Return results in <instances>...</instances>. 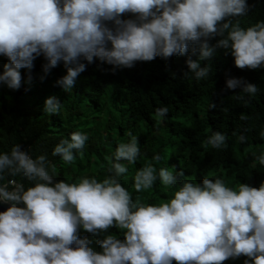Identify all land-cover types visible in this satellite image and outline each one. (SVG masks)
Instances as JSON below:
<instances>
[{"label":"clouds","instance_id":"9594fccd","mask_svg":"<svg viewBox=\"0 0 264 264\" xmlns=\"http://www.w3.org/2000/svg\"><path fill=\"white\" fill-rule=\"evenodd\" d=\"M251 7L247 0H0V55L8 60L0 84L19 89L21 68L28 70L25 82L30 83L33 61L43 55L47 63L40 80L62 61L66 74L55 84L69 91L86 68L82 60L92 63L95 57L132 67L136 61L183 55L196 43L200 59L223 48L230 50L236 67L261 68L264 20L245 28L226 19L243 16ZM125 12L136 14L135 19ZM213 36L220 38L210 45ZM186 63L197 81L208 76L209 68L199 60ZM225 83L250 97L258 92L257 85L240 78ZM61 105L48 97L43 111L56 113ZM168 111L157 107L154 115L162 119ZM129 137L113 153L111 175L100 180L81 176L76 182H53L45 155L32 158L19 144L0 152V201L11 202L0 211V264H222L240 255L250 258L244 264H264V182L229 187L222 178L205 176L200 183L182 180L166 202L133 200L118 179L128 170L121 161L133 164L140 155L137 136ZM226 139L215 131L206 145L226 147ZM237 139L243 143L247 137L241 133ZM86 140V134L73 132L53 147L52 155L71 164L83 154ZM255 159L264 167V149ZM152 160L161 156L154 154ZM5 174H20L33 186L3 183ZM177 175L183 172L147 163L135 172L133 187L137 192L151 189L157 180L173 186ZM110 226L123 230L124 239L105 236L97 241L101 252L78 238V227L96 234ZM73 243L76 247H70Z\"/></svg>","mask_w":264,"mask_h":264},{"label":"trees","instance_id":"16d2710c","mask_svg":"<svg viewBox=\"0 0 264 264\" xmlns=\"http://www.w3.org/2000/svg\"><path fill=\"white\" fill-rule=\"evenodd\" d=\"M247 3L253 7L245 15L226 19L239 21L245 28L264 20V0ZM125 13L128 19H135L136 14ZM105 23L112 26V21ZM219 38L211 37L209 44ZM189 59L207 66L208 76L197 81L188 69ZM233 61L230 50L223 48L200 59L199 43L189 44L183 55L136 61L132 67H115L94 57L92 63L81 61L86 64L85 70L76 77L72 89L64 91L55 84L66 74L63 62L51 68L41 81L42 65L47 61L43 55L38 56L33 61L30 83L25 82L28 70L21 68L19 89L0 84V152H9L19 144L32 158L45 155L53 182H76L81 176L100 180L111 175L108 168L113 153L119 143L130 139L131 133L137 136L140 155L133 164L121 161L128 170L118 179L133 200L166 202L182 180L200 183L205 176L222 178L229 187L239 183L258 187L264 182V167L255 159L264 149V138L260 136L264 130V67L239 68ZM5 63L7 57L0 55V73ZM232 77L257 85L258 92L250 97L241 93V87L228 89L225 81ZM240 95L243 99L237 98ZM48 97L62 104L58 112L43 111ZM210 104L214 107L209 108ZM161 106H167L169 111L158 119L154 113ZM76 131L86 134L87 140L83 154L67 164L59 155L53 156L52 149ZM215 131L226 135V147L214 149L206 145L207 137ZM241 133L247 137L243 143L237 139ZM157 153L161 156L158 162L152 160ZM147 163L172 168L174 174L182 171L183 176H176V185L165 186L157 180L151 189L137 192L133 177ZM9 180L23 183L25 188L34 183L20 174H5L2 182ZM77 233L96 252L102 251L97 241L109 234L124 239L123 230L115 226L96 234L78 227ZM245 259L250 258L240 255L222 264H244ZM172 264L177 262L173 260Z\"/></svg>","mask_w":264,"mask_h":264},{"label":"water","instance_id":"95a60500","mask_svg":"<svg viewBox=\"0 0 264 264\" xmlns=\"http://www.w3.org/2000/svg\"><path fill=\"white\" fill-rule=\"evenodd\" d=\"M10 206V203L9 202H3V201H0V211H4L7 209V207ZM80 238V237H78ZM82 239V238H80ZM70 247H76L75 243H73V245H70Z\"/></svg>","mask_w":264,"mask_h":264}]
</instances>
